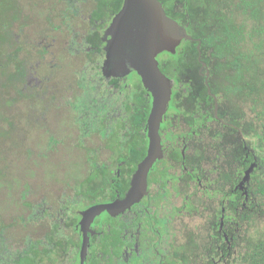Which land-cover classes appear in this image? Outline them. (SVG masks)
I'll list each match as a JSON object with an SVG mask.
<instances>
[{
	"label": "flooded vegetation",
	"instance_id": "flooded-vegetation-1",
	"mask_svg": "<svg viewBox=\"0 0 264 264\" xmlns=\"http://www.w3.org/2000/svg\"><path fill=\"white\" fill-rule=\"evenodd\" d=\"M159 1L190 38L173 51L158 49L171 94L156 158L144 186L139 173L132 201L127 195L150 151L153 99L140 40L129 35L140 29L138 6L134 0H47L35 18L47 32L31 43L34 59L22 55L23 90L36 106L45 102L64 112L54 143L73 134L72 126L78 130L71 139L83 151V175L52 212L45 205L38 214V203L25 204L29 220L36 216L48 229L22 233L15 243L20 264H81L84 234L83 264H232L245 251L248 229L264 215V141L248 110L247 72L238 78L233 64L240 46L223 55L214 46L204 50L206 40L196 32L217 10L209 0ZM3 2L6 13H22L17 0ZM57 45L68 55H58ZM40 68L49 69L43 78ZM44 116L35 110V123ZM111 204L85 225L90 207Z\"/></svg>",
	"mask_w": 264,
	"mask_h": 264
},
{
	"label": "rangeland",
	"instance_id": "rangeland-1",
	"mask_svg": "<svg viewBox=\"0 0 264 264\" xmlns=\"http://www.w3.org/2000/svg\"><path fill=\"white\" fill-rule=\"evenodd\" d=\"M46 1L17 0L22 13L13 10V16L17 15V18L12 20L8 29L16 41L20 40L24 43L25 40L28 49H31V43L35 38L47 32L46 26L37 25V22L35 25V18L43 13ZM12 4L10 3L9 7ZM1 12L6 13L2 0H0ZM10 17V14H6L4 19ZM54 50L58 55H68L62 48L59 49L58 45ZM30 55L31 59H34L32 52ZM51 56L48 55L45 60H51ZM48 70L36 69L38 75L40 74L39 78H43ZM33 82L34 79L31 83ZM35 103V99L25 97L20 98L16 107H8L6 103L0 106V119L1 116L6 115L14 124L13 131L6 139L1 138L4 142L0 145V225L5 227L10 245L17 242L22 233L30 234L35 231L40 235L48 229L46 221L34 220L36 216L33 220H29L26 215L31 210H27V214H24L26 203H38V214L43 213L42 207L44 208L45 205H48V209L52 212L60 206L61 200H64L63 193L67 196L73 194L74 183L80 181L83 175L81 156L83 151L71 139L72 133L63 143H54L61 137L53 132V128L60 124L59 121L63 119L66 121L64 112L51 109L45 102L39 101L38 106ZM35 110L40 113L45 112L41 123H35ZM0 125L2 129L7 128V123L1 121ZM69 131L73 132V136L78 132L75 126ZM258 233H264V215L258 217L248 229V238Z\"/></svg>",
	"mask_w": 264,
	"mask_h": 264
},
{
	"label": "trees",
	"instance_id": "trees-1",
	"mask_svg": "<svg viewBox=\"0 0 264 264\" xmlns=\"http://www.w3.org/2000/svg\"><path fill=\"white\" fill-rule=\"evenodd\" d=\"M209 6L217 10L204 16L196 34L206 40L202 47L207 53L212 46L219 55L227 53L225 48L234 52V48L240 46L239 56L233 59V64H236L237 77L241 76V71L247 72L248 110L253 112L251 117L259 121L260 125L255 123L253 126L258 125L256 133L264 141V0H209ZM6 14L11 15L10 19H4ZM16 18L13 13H0V106L6 103L11 107L24 96L32 97L30 93H24L26 80L22 73L25 58L30 60L31 49L25 46V40L24 43L16 41L8 29ZM25 50L28 52L26 56ZM8 118L4 115L0 119L7 123V128H0V145L4 142L1 138L6 139L13 131L14 124ZM54 226L56 229L58 224ZM5 231V227L0 225V264H20L16 242L10 245ZM24 256L32 257L28 251ZM27 261L24 259V264ZM232 264H264V233L250 236L245 251L234 255Z\"/></svg>",
	"mask_w": 264,
	"mask_h": 264
},
{
	"label": "water",
	"instance_id": "water-1",
	"mask_svg": "<svg viewBox=\"0 0 264 264\" xmlns=\"http://www.w3.org/2000/svg\"><path fill=\"white\" fill-rule=\"evenodd\" d=\"M129 1L130 4L133 0ZM139 8L140 20H138V27L129 32L130 36H136L140 40L141 48L138 52L141 55L142 66L145 67L147 75L142 71L145 84L150 89L152 94V108L149 115V136L151 138V145L149 154L139 164L135 185L127 195V200L132 201L136 199L134 194L138 193L139 173L144 186L145 174L148 167L156 158L154 151L159 148L158 127L162 118V114L168 104L171 94L170 80L161 72L158 66L156 55L158 49L167 48L174 50L181 38H190L184 28H182L174 19L170 18L159 0H134ZM157 149V150H156ZM251 168H249L247 175ZM111 205H97L90 207L85 213L87 225L92 218L106 209L110 212ZM84 219V220H85ZM88 237L83 236V245L81 250V264L84 262L86 255V245Z\"/></svg>",
	"mask_w": 264,
	"mask_h": 264
}]
</instances>
